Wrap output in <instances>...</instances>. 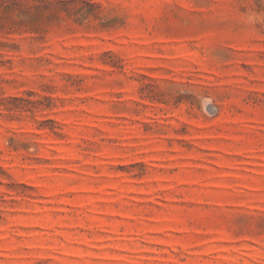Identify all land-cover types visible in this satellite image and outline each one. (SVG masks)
Masks as SVG:
<instances>
[{
    "label": "rangeland",
    "instance_id": "obj_1",
    "mask_svg": "<svg viewBox=\"0 0 264 264\" xmlns=\"http://www.w3.org/2000/svg\"><path fill=\"white\" fill-rule=\"evenodd\" d=\"M0 264H264V0H0Z\"/></svg>",
    "mask_w": 264,
    "mask_h": 264
}]
</instances>
